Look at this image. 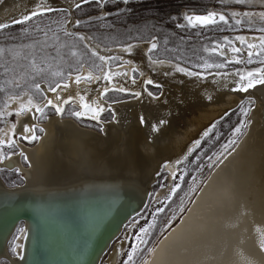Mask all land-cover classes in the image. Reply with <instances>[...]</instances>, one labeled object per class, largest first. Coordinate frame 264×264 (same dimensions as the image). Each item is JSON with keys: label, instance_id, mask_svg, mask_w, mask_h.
I'll return each mask as SVG.
<instances>
[{"label": "bare ground", "instance_id": "bare-ground-1", "mask_svg": "<svg viewBox=\"0 0 264 264\" xmlns=\"http://www.w3.org/2000/svg\"><path fill=\"white\" fill-rule=\"evenodd\" d=\"M80 1L0 0V27L50 9L68 10L70 25L78 20L75 8L85 3ZM105 1L99 3L103 5ZM103 10L106 11L104 7ZM209 11L224 14L219 10ZM79 33L89 47L101 55L104 66L99 73L84 67L57 82L54 87L67 86L57 93L59 106L64 107L63 101L71 98L77 111H81V104L87 101L93 107L111 108L112 118L101 119L102 130L97 132L61 114L49 115L48 120L42 122L34 111L20 113L22 106L28 109L43 107L47 99L52 98L46 83L39 85L46 94L42 100H36L29 93L9 97L6 108L8 112H15L16 119L0 129V142L14 139L19 150L6 154L3 148L0 149V169H19L24 184L15 186L13 191L0 189V219H7L0 221V224L5 223L0 227V264L3 259L8 260L7 264H32L35 256L36 230L26 219L8 221L14 209L27 204L35 209L49 210L51 207H75L89 201L101 203L105 195L114 197L117 201L114 203L119 206L138 202L143 198L145 184L160 165L161 170L173 174L177 163L197 141H201L216 116L245 96L244 99L249 98L254 105L247 131L217 159L186 208L173 224L167 226L139 264H264V85H257L247 93L231 90L239 82L237 72L247 75V72L262 67L209 71L208 79L204 81L180 73L165 76L164 73L171 70L168 59L161 58L164 65H152L145 59L154 40L106 46L94 41L88 32L79 30ZM241 35L247 38V43L257 46L264 40V35L259 33ZM130 46L133 48L131 54L124 51ZM220 46L224 57L230 61L241 59L231 53V46L242 48L244 57L249 51L238 41L230 47ZM260 48L251 50L257 52ZM113 55L122 62L109 65L108 58ZM175 64L177 62L172 61V65ZM134 68L139 70V78L133 76ZM117 72L121 73L119 77L103 79ZM133 79L135 84L131 82ZM147 79L162 85L160 93L163 95L159 100L145 94L144 81ZM119 87L128 89L129 93L139 91L141 97L128 94L113 101L103 97L105 88ZM147 90L152 91L148 86ZM81 95L85 97L84 101L80 100ZM160 120L166 123L161 126ZM25 125L43 129L41 135L35 131L36 144L28 145L27 141L19 139L25 135ZM153 125L159 131H154ZM24 156L27 165L22 160ZM129 220L114 230L90 264L99 263L119 232L124 233V223ZM21 222L25 226L17 235L16 256H13L9 245ZM124 240L113 243L106 264H112Z\"/></svg>", "mask_w": 264, "mask_h": 264}, {"label": "rangeland", "instance_id": "rangeland-1", "mask_svg": "<svg viewBox=\"0 0 264 264\" xmlns=\"http://www.w3.org/2000/svg\"><path fill=\"white\" fill-rule=\"evenodd\" d=\"M81 5V8H75L74 14L78 20L72 23L73 25H69L71 13L68 10L55 9L38 12L24 20L23 23L0 27V68L4 70L0 72V113L5 114L0 118V129L16 119L15 112H10L14 113L13 115H6L9 113L6 108L9 104V97L24 96L29 93L36 100H42L35 91L36 88H40L41 83L54 86L57 82L66 80L70 73L79 72L84 67L96 73L102 70L104 61L101 55L89 47L79 30L88 32L94 41L106 46L122 45L134 40L148 41L155 38L158 49L154 58L171 59V61L199 71L200 69L195 65L204 63L225 64V67L221 69L213 68L209 71L240 70L243 67L264 68V55L253 57L254 62L248 64L247 57L243 54L239 55L241 57L239 60L243 63H225V59L227 61L230 59L221 57L218 53L216 55L211 53L213 45L223 44L225 47H230L224 37H228L233 45L236 41L235 37L241 34L264 35V17L259 15L262 11L264 12V4L261 0H250L247 5H238L237 0H129L127 4H124L122 0H106L103 5L91 2ZM212 9L227 14L231 26L221 25L219 29L210 27L207 31L199 28L176 27L177 23L185 22L182 19L184 13H204ZM244 11L252 12L254 15L245 17L242 15ZM233 13L237 15L232 16ZM237 19L241 20L239 26H235ZM79 21L82 24L77 27ZM257 52H264V48L261 47ZM120 62H122L120 58L118 61L115 59L107 61L111 66ZM134 69H132L133 76L139 78V70ZM148 87L156 94L161 91V88L156 89L152 85ZM40 90L42 91L41 88ZM127 95V93H119L112 89H109L106 94L103 92V97L111 101ZM85 103L90 104L87 101ZM253 106L252 100L243 99L226 112L229 113L227 116L224 113L215 122L207 131L209 135H203L199 147L196 144L185 158L177 163L173 174L166 170H160L157 173L145 205L132 219L130 218L131 221L125 223L124 233L119 232L118 238L113 242L115 245L125 238L123 247L121 246L118 250L112 264H122V261L126 259L124 254L130 250V245L137 243L131 237L140 227H145L149 229L148 235L144 237L148 242L140 246L142 248L141 257L135 260V264H139L161 233L186 208L198 191L217 159L226 151L222 146L229 140H234L236 143L247 131ZM64 107L66 108L65 113L62 114L64 118H72L82 126L93 128L97 132L102 130L101 120L97 123L87 116L82 119L73 116L72 113L77 111V105L73 101L69 106ZM25 108L26 106H22L20 113H25L22 111ZM241 109L246 110L247 114L242 115ZM49 115H54L51 109H47L43 117L38 114V119L45 122ZM111 118L112 111L106 110L102 113L101 119ZM241 120L244 121L241 132L233 135L234 129L240 125ZM36 131L39 135L43 132L41 126L36 127ZM36 142L37 140L26 143L33 145ZM193 149H195L194 152ZM3 150L9 154L18 151L19 146L16 145L15 149L5 147ZM24 157L22 160L27 165L28 162ZM210 157L211 160H209ZM14 173V169H0V175L7 185L24 184L23 173L21 171L19 175H14ZM24 226L23 222L19 224L10 242L9 251L13 256H16L17 235ZM126 233L129 234L128 237ZM113 243L105 250L98 264L107 263ZM2 263L7 264L8 260L3 259Z\"/></svg>", "mask_w": 264, "mask_h": 264}, {"label": "snow or ice", "instance_id": "snow-or-ice-1", "mask_svg": "<svg viewBox=\"0 0 264 264\" xmlns=\"http://www.w3.org/2000/svg\"><path fill=\"white\" fill-rule=\"evenodd\" d=\"M84 2L85 3H88V2L99 3L100 0H84ZM122 2L124 4H127V3H129V0H122ZM249 2H250V0H237L238 5H247ZM261 3L264 4V0H261ZM81 7H82L81 4L77 5L78 9ZM50 10H55V9H50ZM236 15H237V13L232 14V16H236ZM242 15L245 17H251L254 14L252 12H249V11H244L242 13ZM259 15L264 17V12L259 13ZM172 19L175 20L176 18H172ZM182 19H183V21H185L184 23H177L176 24V27L181 28V29H184L186 27H191L193 29L199 28V29H203V30L207 31L210 27H216L219 29L221 25H223L224 27H230L231 26L229 24L228 15L222 14V13H217L216 11H206L205 14H186L182 17ZM16 23H23V20L17 21ZM81 24H82L81 21L77 22V27H79ZM240 24H241V20H239V19L235 20V26H239ZM197 35H199V33H197ZM253 39H256V38L253 37ZM153 40L155 41V38H153ZM224 40L227 42V45L231 46L232 41L229 40L228 37H224ZM235 40L238 41L242 46H245L247 49H249V51L247 52V63L248 64H252L254 62L253 57H258V56L264 55V52H254L251 50L255 47L264 48V40H262V42L259 46L247 43V38L243 35L236 36ZM157 49H158L157 42H152L150 47L148 48V52L145 56V59L148 63H150L152 65H157L158 63L160 65H164V63H165L164 60H162V59L157 60L154 58V54L156 53ZM124 51L131 54L133 51V48L130 46V47L124 49ZM230 51L232 54H235L237 56L242 54V48H240V47L231 46ZM211 53L213 55H216L218 53L221 57L225 56V53H224V51L220 45H213L211 48ZM108 59H115L117 61L119 60L118 57H109ZM168 63L171 66V70L168 72H165L164 73L165 76H173L175 73H180V74L185 75L188 78H195L197 81L207 80L209 70H211L213 68L221 69V68L225 67L224 63H216V64L204 63L202 65L201 64L195 65V67L199 68L200 71H194V70H191L190 68L180 66L179 63L172 65L171 59H169ZM225 63H243V61H241V60L227 61L225 59ZM2 71H4L3 68H0V72H2ZM133 71L135 72L136 70L134 69ZM153 71H155V68L153 69ZM215 74L217 76L220 75L219 72H216ZM120 75H121V73L117 72L114 74H109L106 77H103V79L111 80L113 78V76L119 77ZM237 75L239 78V82L236 84V87L231 89L234 92L247 93L250 89L256 88L257 85H264V69H262V68H257L255 72L249 71V72H247V75H244L242 73L237 72ZM99 80H97V81L99 82ZM131 82H132V84H135L136 80L133 79ZM149 85H152L156 89H160L162 87V85L155 83L153 79H147L146 81H144L145 94L147 95V97L154 99V100H159L160 96L163 95V93H160L159 95H157V94H154V92H152V91H148L147 86H149ZM61 88H67V86L61 85L59 87H54V86L50 85L49 91L53 95H52V98L47 99L46 104L43 107L37 106L34 109L25 108V109H22V111H24V112L34 111L36 114H39L41 117H43V115L45 114L47 109H51L53 114H61V115L64 114L66 111V108L59 106L60 97L57 95V93L59 92V90ZM35 91H36V93H38L40 99H43L44 96L46 95L44 92H42L40 90L39 87L36 88ZM112 91H116L119 93H127V94L133 95L137 98L141 97V92L137 91L134 93H129L128 89H126L124 87L115 88V89H112ZM108 92H109V89L105 88L104 93L106 94ZM209 99H211V97H209ZM80 100L84 101L85 97L83 95H81ZM63 103L65 106H69L71 103V98L64 100ZM81 109H82L81 111L73 112L72 115L75 116L77 119H82L85 116H87L89 119L96 121L97 123L100 122L102 113L104 111H106V110L109 112L112 111L111 108L105 109V107L102 105H97V106L93 107L89 103H82ZM241 113H242V115L247 114L246 110H244V109H241ZM13 114L14 113L9 112L6 115L10 116ZM228 114L229 113H226L225 115L227 116ZM4 115H5L4 113H0V118H2ZM140 122H141V124L144 123L143 116H141ZM165 123H166L165 120L159 121V125H161V126L164 125ZM243 126H244V121L241 120L240 125L234 129L233 135L239 134L241 132V129ZM14 128H15V125H13V134H14ZM153 130L159 131V128L156 125H153ZM23 131H24L25 135L20 136L19 139L25 140V141H34L37 139V137L35 135V131H36L35 126L29 127L28 125H25ZM41 131H43V129H41ZM28 133H32V135H28ZM204 135L208 136L209 132H205ZM234 143H235L234 140H229L222 147L224 150H227V149L231 148ZM199 144H200V142L197 141V147H199ZM5 147L9 148V149H15L16 148L15 140L9 138V139H7L6 143L0 142V149L5 148ZM192 151L194 152L195 149H193ZM21 155H23V153H21ZM24 159L27 160V157H24ZM197 159H199V158L197 157ZM211 159L212 158L210 157L209 160H211ZM19 174H20V170L16 169L14 175H19ZM159 211H161V209H159ZM148 231H149L148 228L140 227L138 229V231L136 232V234L133 237H131L132 240L137 242V243H133L132 245H130V250L124 254L126 256V259H124L122 261V264H135V260L139 259L141 257L142 248L140 246L146 245V243L148 242V240L144 239V237L148 235ZM126 239H127V237H126ZM13 251H15V249H13Z\"/></svg>", "mask_w": 264, "mask_h": 264}, {"label": "water", "instance_id": "water-1", "mask_svg": "<svg viewBox=\"0 0 264 264\" xmlns=\"http://www.w3.org/2000/svg\"><path fill=\"white\" fill-rule=\"evenodd\" d=\"M245 97L241 99L243 100ZM237 104L231 105L232 107L229 109ZM229 109L221 112L214 120L220 119ZM160 170L161 165L157 171L155 170L156 174L148 179L143 188V198L128 206L127 204L119 206L114 203L116 201L114 197L106 195L102 198L101 203L89 201L88 204L80 203L77 206L74 205L75 207H60L61 209L55 207H51L52 209L49 210H46L47 208L35 209L32 205L27 204L20 206L19 209H14L8 221L11 219L12 222H17L26 219L30 222V226L36 230L37 242L32 264H90L97 250L103 246L114 230L123 221L136 215L145 205L151 193L152 184ZM14 186L7 185L0 177V189L13 191ZM1 220L7 219L5 217ZM4 224L1 223L0 227Z\"/></svg>", "mask_w": 264, "mask_h": 264}]
</instances>
